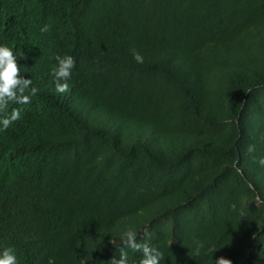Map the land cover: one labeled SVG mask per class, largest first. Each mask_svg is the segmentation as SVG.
Segmentation results:
<instances>
[{
    "label": "trees",
    "instance_id": "trees-1",
    "mask_svg": "<svg viewBox=\"0 0 264 264\" xmlns=\"http://www.w3.org/2000/svg\"><path fill=\"white\" fill-rule=\"evenodd\" d=\"M0 45L40 90L0 131V253L108 264L131 228L160 264H264V0H0Z\"/></svg>",
    "mask_w": 264,
    "mask_h": 264
},
{
    "label": "clouds",
    "instance_id": "clouds-1",
    "mask_svg": "<svg viewBox=\"0 0 264 264\" xmlns=\"http://www.w3.org/2000/svg\"><path fill=\"white\" fill-rule=\"evenodd\" d=\"M41 31H49V26L45 25ZM55 59L57 66L52 68L51 75L54 77L56 91L64 94L70 90L68 81L71 79L76 60L71 55L56 56ZM133 59L137 63H143V56L137 51H133ZM19 61L11 47L0 45V131H6L22 118L23 108L13 107L9 111V104L29 105L32 102V97L40 91L37 87L32 86V79H25L22 76ZM248 151H254V147L249 146ZM258 163L264 166V157L259 158ZM233 207L235 206L233 205ZM137 235V232L131 228L124 232L120 238L119 259L113 256L108 264H127V249L142 252L143 258L140 264H160L164 259L163 253L146 242H138ZM252 238L255 239V233ZM110 243L112 242L110 241ZM201 248H203V244L197 242L196 255L200 254ZM209 251L214 253L216 249L212 248ZM0 264H18L17 255L13 248H5L0 253ZM49 264L52 262L50 261ZM215 264H232V261L219 257Z\"/></svg>",
    "mask_w": 264,
    "mask_h": 264
}]
</instances>
